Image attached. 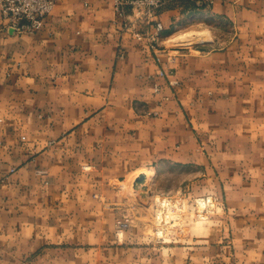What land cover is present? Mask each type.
I'll list each match as a JSON object with an SVG mask.
<instances>
[{"label": "crops", "instance_id": "1", "mask_svg": "<svg viewBox=\"0 0 264 264\" xmlns=\"http://www.w3.org/2000/svg\"><path fill=\"white\" fill-rule=\"evenodd\" d=\"M114 19L113 0H57L16 34L0 12V264H264V0ZM144 172L153 195H213L215 216L150 236L127 189Z\"/></svg>", "mask_w": 264, "mask_h": 264}, {"label": "built area", "instance_id": "2", "mask_svg": "<svg viewBox=\"0 0 264 264\" xmlns=\"http://www.w3.org/2000/svg\"><path fill=\"white\" fill-rule=\"evenodd\" d=\"M167 1L113 0L115 13L114 23L120 25L124 31L133 30L134 25L139 22L145 24V27L150 26L156 22V15L165 6ZM56 2L57 0H0V12L2 19L6 22V30L16 34H33L38 32L43 28L44 19L53 11ZM162 31L163 26L160 23H155L154 36H159ZM139 35L141 34L136 32V36ZM160 75L163 76L164 73L161 72ZM155 92L160 93V87L157 86ZM213 202L211 198H205L201 199L198 205L207 214L209 212L208 210L212 208ZM155 208L156 212L154 216L157 221L163 224L169 219L167 213L171 215L170 212L175 211L174 207L165 202L161 205H155ZM206 214H203L201 218H206ZM117 225L120 231L124 230L129 225V218L117 221Z\"/></svg>", "mask_w": 264, "mask_h": 264}, {"label": "rangeland", "instance_id": "3", "mask_svg": "<svg viewBox=\"0 0 264 264\" xmlns=\"http://www.w3.org/2000/svg\"><path fill=\"white\" fill-rule=\"evenodd\" d=\"M181 33V38L184 39V41L187 38H193L192 40L198 41L200 39L205 38L208 36V32L204 31H197V30H191V31H186V32H180ZM133 181V180H132ZM132 181L128 182V192L131 195L132 198V204L134 207V212H136L137 219H139L136 222V216L132 218L127 216H122L119 219L116 220L115 222V234L118 236H115V238L120 240L121 242L124 240V232L130 228L132 224L136 223H141L143 226L146 225V231L152 233L149 235L159 238L161 240L167 239V240H175V239H180L183 238V235L186 231H190L191 228L197 227L202 224H206L208 221L212 219L213 216H215V213L217 212V204L214 199L213 195H205V196H195L194 198H190L185 191L182 192V190H177L176 192H173L171 194H166V196L160 197L157 196L158 198H172L171 200L173 201V205L175 206V211L170 212V214L167 213L169 216V219L167 220L164 224L160 221H157L154 213L156 212L155 205H160V199H155L153 202H151L150 207H148L140 197L137 196L133 192L132 188ZM162 184L164 186L168 187L171 185L170 179H166L162 181ZM181 191V192H180ZM150 194L151 191H149ZM135 195V196H134ZM153 195V194H152ZM137 196V197H136ZM205 198H211L214 202L212 205V208H210L208 213L203 212V208L198 205V202H200L201 199ZM176 202V203H174ZM144 204V205H143ZM176 212V213H175ZM144 215V218L141 216ZM203 214H206V218H201ZM125 218H129V225L126 226L124 230L119 229L117 225V221L123 220ZM132 219V220H131ZM134 222V223H133ZM160 230V232H159Z\"/></svg>", "mask_w": 264, "mask_h": 264}, {"label": "bare ground", "instance_id": "4", "mask_svg": "<svg viewBox=\"0 0 264 264\" xmlns=\"http://www.w3.org/2000/svg\"><path fill=\"white\" fill-rule=\"evenodd\" d=\"M148 170V169H147ZM154 172H144L143 174L139 175L137 178H135L133 180V192L135 194H137L138 197L141 198V200L148 206L150 207L151 202H153L155 199H160L158 197H156V195H152L149 193V187L148 184L150 182V180L153 178ZM152 181V180H151ZM153 182V181H152ZM152 184V183H151ZM135 196V195H134ZM136 196V197H137ZM160 205L165 202V203H169L172 207L175 208V206L173 205V201L171 199L168 198H161L160 199ZM169 212V211H168ZM176 213V212H175ZM170 220V219H169ZM171 221V220H170Z\"/></svg>", "mask_w": 264, "mask_h": 264}]
</instances>
